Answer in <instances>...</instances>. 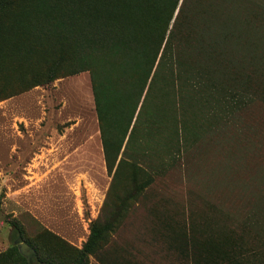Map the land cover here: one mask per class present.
Listing matches in <instances>:
<instances>
[{
    "label": "rangeland",
    "instance_id": "374dc122",
    "mask_svg": "<svg viewBox=\"0 0 264 264\" xmlns=\"http://www.w3.org/2000/svg\"><path fill=\"white\" fill-rule=\"evenodd\" d=\"M211 1L264 16V0ZM256 39L228 46L259 74L264 39ZM8 48L5 40L0 254L7 259L0 264H17L10 249L18 238L39 250L28 244L36 252L30 261L21 253L28 264H72L95 222L103 237L88 264H264L263 103L169 55L127 144V112L114 105L102 125L89 71L6 99L44 74L53 52L21 59ZM223 228L231 229L230 244Z\"/></svg>",
    "mask_w": 264,
    "mask_h": 264
},
{
    "label": "trees",
    "instance_id": "16d2710c",
    "mask_svg": "<svg viewBox=\"0 0 264 264\" xmlns=\"http://www.w3.org/2000/svg\"><path fill=\"white\" fill-rule=\"evenodd\" d=\"M230 4L232 7L221 9L211 0H0V47L8 40V50L21 59L37 58L53 50L44 74L33 76L23 91L6 99L89 71L102 125L114 105L121 104L127 112L128 144L138 107L136 121L145 110L161 60L170 55L177 65L216 75L233 95L264 104V62L260 61L259 74L252 72V67L247 71L248 65L228 46L230 40L244 47L251 37L264 39V16L254 10L246 13L245 6L233 1ZM234 10L241 11L235 15ZM253 46L259 54L260 42ZM10 224L21 231L16 220ZM101 226L99 222L92 225L88 241L72 264H88L103 237ZM223 230L230 244L231 229ZM27 243L40 254L37 247ZM10 253L17 264H28L17 246ZM4 255L0 254V263L7 259ZM214 255L207 257L214 259Z\"/></svg>",
    "mask_w": 264,
    "mask_h": 264
},
{
    "label": "water",
    "instance_id": "95a60500",
    "mask_svg": "<svg viewBox=\"0 0 264 264\" xmlns=\"http://www.w3.org/2000/svg\"><path fill=\"white\" fill-rule=\"evenodd\" d=\"M16 244L19 245L20 253L29 261L36 258V252L28 244L24 243L22 238H18Z\"/></svg>",
    "mask_w": 264,
    "mask_h": 264
}]
</instances>
